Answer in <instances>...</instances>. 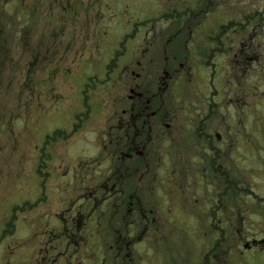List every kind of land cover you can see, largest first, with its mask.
<instances>
[{
  "label": "rangeland",
  "instance_id": "1",
  "mask_svg": "<svg viewBox=\"0 0 264 264\" xmlns=\"http://www.w3.org/2000/svg\"><path fill=\"white\" fill-rule=\"evenodd\" d=\"M177 3L0 0V264H264V0Z\"/></svg>",
  "mask_w": 264,
  "mask_h": 264
},
{
  "label": "flooded vegetation",
  "instance_id": "2",
  "mask_svg": "<svg viewBox=\"0 0 264 264\" xmlns=\"http://www.w3.org/2000/svg\"><path fill=\"white\" fill-rule=\"evenodd\" d=\"M137 1V0H135ZM178 3L176 5H174L172 8H168V10L163 11L162 15L157 18H150L151 16L146 17L147 19H142L139 22H132L130 25H128V27H130L132 30V33H138V31L140 30H148V32H151L152 28H153V23L155 21H158L159 19H163L164 21H169V20H173V21H182L183 23V27L189 32L191 33V28L194 26L195 22H197L196 20L198 18H200L201 15H204L208 12V9H210L213 0H201L202 2L200 3L199 7L195 8L194 6L188 7L185 6L184 8L182 7V4L184 3V0H176ZM133 12V11H132ZM130 13V12H129ZM129 13H126V15H128ZM132 17L135 15V13H132ZM136 17H139L136 16ZM145 18V16L143 17ZM151 24H152V28H151ZM193 24V25H192ZM151 28V29H150ZM180 30L176 31L175 33H179ZM174 34V33H173ZM170 37H172V35H170ZM170 40V38H169ZM168 41V40H167ZM166 41V42H167ZM186 43L185 45H183L184 49L186 48ZM175 58V56H173ZM210 60V59H209ZM167 62H165L166 64ZM180 66H182V63H179ZM166 66H168V70L165 69V67L162 69V77H168L171 78L172 74L170 73V69H169V64ZM131 75H134L135 77H139L140 75L138 73H135L134 71H131ZM131 93H133L132 89L130 90ZM135 97L137 98H141L142 97V93L141 92H136L134 93ZM134 95H130L129 96V100L133 99ZM144 97V96H143ZM143 106H138L135 109V106H132L130 110H133L130 118H131V126L130 128L132 129L133 132H130L129 134V142L130 145L128 148L123 149L125 152L122 154L123 159L126 158H130L132 156V152L139 158L147 156V154L143 153L142 150H145V146H142V141L141 137H144L145 132L148 130L150 123L148 121L149 117L154 118L156 116L157 113V109L152 101V97H145V100L143 102ZM210 107V105H208ZM151 108V110L149 111L150 113L147 114V117L144 118V114L146 111H148ZM153 108V109H152ZM159 113V112H158ZM201 122V120H200ZM139 124H142L139 126ZM202 124V122H201ZM164 128H167L166 124L163 123ZM160 127H158L159 129ZM147 129V130H146ZM196 137H198L197 134H199L200 136V140L205 139L206 145L209 147L208 151H212L214 152V147L212 146V141H213V137H211L210 134H207L205 132H202V129H196ZM217 140H220V137L218 134L215 135ZM141 150V151H140ZM218 151V150H216ZM133 159V158H132Z\"/></svg>",
  "mask_w": 264,
  "mask_h": 264
}]
</instances>
